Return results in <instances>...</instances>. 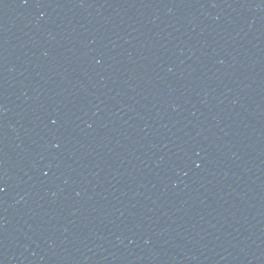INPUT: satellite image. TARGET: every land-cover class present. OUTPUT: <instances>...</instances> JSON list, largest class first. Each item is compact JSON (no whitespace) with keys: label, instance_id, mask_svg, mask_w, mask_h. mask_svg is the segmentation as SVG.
I'll return each mask as SVG.
<instances>
[{"label":"water","instance_id":"obj_1","mask_svg":"<svg viewBox=\"0 0 264 264\" xmlns=\"http://www.w3.org/2000/svg\"><path fill=\"white\" fill-rule=\"evenodd\" d=\"M0 133L25 264H264V0H0Z\"/></svg>","mask_w":264,"mask_h":264},{"label":"snow or ice","instance_id":"obj_2","mask_svg":"<svg viewBox=\"0 0 264 264\" xmlns=\"http://www.w3.org/2000/svg\"><path fill=\"white\" fill-rule=\"evenodd\" d=\"M0 191H3V189H0Z\"/></svg>","mask_w":264,"mask_h":264}]
</instances>
